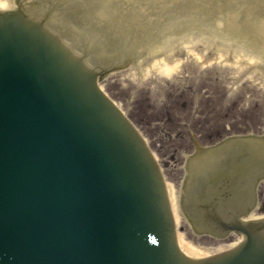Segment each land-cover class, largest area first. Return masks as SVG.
Instances as JSON below:
<instances>
[{
	"label": "water",
	"instance_id": "1",
	"mask_svg": "<svg viewBox=\"0 0 264 264\" xmlns=\"http://www.w3.org/2000/svg\"><path fill=\"white\" fill-rule=\"evenodd\" d=\"M23 14L0 12V264H264V223L225 225L246 233L238 250L180 255L139 137L95 74ZM212 162L205 151L190 170Z\"/></svg>",
	"mask_w": 264,
	"mask_h": 264
},
{
	"label": "rangeland",
	"instance_id": "2",
	"mask_svg": "<svg viewBox=\"0 0 264 264\" xmlns=\"http://www.w3.org/2000/svg\"><path fill=\"white\" fill-rule=\"evenodd\" d=\"M44 4L39 17L49 20L76 49L88 52L90 63L140 59L150 43L167 36L176 40L169 64L174 62L177 68L170 74L159 73L151 61L143 60L138 69L129 64L102 83L146 137L176 196L184 157L193 150L192 136L207 141L217 132L264 131V41L254 29L264 19V0H45ZM261 185L264 197V182ZM177 233L194 247L216 242L194 233L182 217Z\"/></svg>",
	"mask_w": 264,
	"mask_h": 264
},
{
	"label": "bare ground",
	"instance_id": "3",
	"mask_svg": "<svg viewBox=\"0 0 264 264\" xmlns=\"http://www.w3.org/2000/svg\"><path fill=\"white\" fill-rule=\"evenodd\" d=\"M11 7V8H8ZM16 8V5L13 0H0V11L2 12H10ZM128 14H124V17H126ZM128 19V17H127ZM126 19V20H127ZM256 26L254 29L258 30L260 33L263 34V41H264V19L258 20L255 24ZM176 40L173 37L167 36L166 38L158 39L157 41H154L150 43V47H147L146 52L152 53L149 55H154L156 53H162L165 55V59L163 57H158L156 60L152 61L150 66L152 68H155L158 70L159 73L168 75L173 70H176L177 64L172 63L169 64V58H172L170 56V53L174 50ZM169 54V55H168ZM167 56V57H166ZM167 58V59H166ZM130 59V57H128ZM264 75V73H263ZM136 133L137 131L134 130ZM155 161V159L153 158ZM162 184L165 194H164V200L165 204L167 206L168 212L170 215H173L174 223L175 225L178 224V211H177V198L175 197V192L173 191L172 185L168 182H166L164 179H162ZM178 238L177 239V247L179 251L187 258L193 259V260H199L204 257H208L211 255H216L218 253L227 252L229 250H233L237 248L234 245L236 241L231 243H225V242H218L214 245L208 246V247H194L191 244H189L181 235L176 234ZM235 247V248H233ZM218 252V253H217Z\"/></svg>",
	"mask_w": 264,
	"mask_h": 264
}]
</instances>
